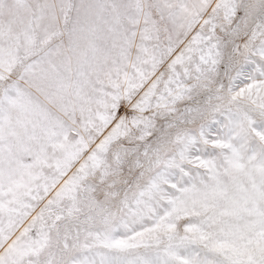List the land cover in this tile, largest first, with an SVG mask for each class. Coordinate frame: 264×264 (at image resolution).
Segmentation results:
<instances>
[{
	"label": "snow or ice",
	"instance_id": "1",
	"mask_svg": "<svg viewBox=\"0 0 264 264\" xmlns=\"http://www.w3.org/2000/svg\"><path fill=\"white\" fill-rule=\"evenodd\" d=\"M0 264H264V0H0Z\"/></svg>",
	"mask_w": 264,
	"mask_h": 264
}]
</instances>
